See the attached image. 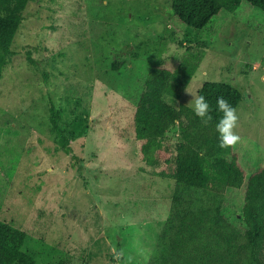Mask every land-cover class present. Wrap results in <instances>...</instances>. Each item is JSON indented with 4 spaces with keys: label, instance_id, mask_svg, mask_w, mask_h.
<instances>
[{
    "label": "rangeland",
    "instance_id": "1",
    "mask_svg": "<svg viewBox=\"0 0 264 264\" xmlns=\"http://www.w3.org/2000/svg\"><path fill=\"white\" fill-rule=\"evenodd\" d=\"M171 2L29 0L24 9L0 80V203L1 217L26 231L23 249L35 264H129V255L130 264H148L167 250L177 194L220 205L230 219L240 212L238 203L159 175L174 162L146 165L134 114L155 62L194 54L181 97L167 101L187 104L186 88L199 95L205 81L229 82L243 95L235 131L264 148V13L243 5L206 28H175ZM51 104L64 139L52 127Z\"/></svg>",
    "mask_w": 264,
    "mask_h": 264
},
{
    "label": "trees",
    "instance_id": "2",
    "mask_svg": "<svg viewBox=\"0 0 264 264\" xmlns=\"http://www.w3.org/2000/svg\"><path fill=\"white\" fill-rule=\"evenodd\" d=\"M28 2L0 0V80L15 54L12 42ZM243 5L264 13V0H172L169 20L175 28L186 24L203 29L218 14L232 13ZM195 57L167 55L155 62L134 114L139 157L153 167L174 162L172 171L162 169L159 175L174 178L194 194H211L220 196L224 203H238L240 212L230 219L220 205L198 204L196 196L177 194L163 234L167 250L148 264H264V148L253 137L239 134L241 142L235 148L222 149L216 131L223 115L217 109V98L224 97L236 108L242 92L226 81H205L198 94L211 106L213 119L207 124L186 103L176 106L165 98L181 97L182 87L197 68ZM50 116L53 129L64 139L61 115L54 104ZM176 126L173 145L169 134ZM64 148L68 153L74 151L70 145ZM256 151L263 155L257 162L253 156ZM26 237L24 229L1 217L0 203V264L36 263L23 249Z\"/></svg>",
    "mask_w": 264,
    "mask_h": 264
},
{
    "label": "clouds",
    "instance_id": "3",
    "mask_svg": "<svg viewBox=\"0 0 264 264\" xmlns=\"http://www.w3.org/2000/svg\"><path fill=\"white\" fill-rule=\"evenodd\" d=\"M185 93L191 96V99L187 104L192 107L195 116L200 118L201 121L206 124L211 122L213 119L210 114L211 106L205 96L194 95L188 88L185 89ZM217 109L223 114L216 124V131L219 134V147L222 149L235 148V146L241 142L240 135L235 131L238 127L239 121L236 108L233 107L224 97H218ZM113 253L114 258L117 261L125 259V253L123 250L117 251L116 249H113ZM126 259L130 264L132 257L129 255Z\"/></svg>",
    "mask_w": 264,
    "mask_h": 264
}]
</instances>
